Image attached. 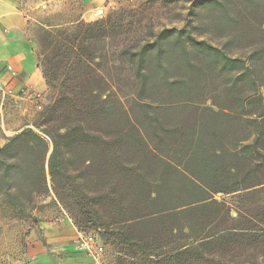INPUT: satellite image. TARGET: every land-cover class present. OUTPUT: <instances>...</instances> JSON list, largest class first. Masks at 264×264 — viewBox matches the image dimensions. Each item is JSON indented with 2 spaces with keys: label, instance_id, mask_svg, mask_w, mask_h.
<instances>
[{
  "label": "trees",
  "instance_id": "1",
  "mask_svg": "<svg viewBox=\"0 0 264 264\" xmlns=\"http://www.w3.org/2000/svg\"><path fill=\"white\" fill-rule=\"evenodd\" d=\"M188 2L181 27L122 9L42 36L52 101L0 145V200L50 177L111 264L264 259V0Z\"/></svg>",
  "mask_w": 264,
  "mask_h": 264
},
{
  "label": "rangeland",
  "instance_id": "2",
  "mask_svg": "<svg viewBox=\"0 0 264 264\" xmlns=\"http://www.w3.org/2000/svg\"><path fill=\"white\" fill-rule=\"evenodd\" d=\"M14 1L27 19V31L24 36L27 44L36 53L39 67L40 62L45 59L41 37L45 34L58 35L69 28L70 24L76 20L92 22L114 11L133 9L150 17L157 25L181 27L184 24V18L190 12L188 0H180L169 5L163 0H128L114 8H110L105 15L99 18L85 20L81 15L82 8L76 0ZM37 52L40 53L39 56ZM45 95L46 101L43 109L30 110L25 114L22 120L25 127L30 126L37 130L40 113L52 101V94L48 87ZM227 200L232 202L231 197H228ZM58 203L60 201L55 195L50 177L48 178V190L31 204H26L23 210H14L0 200V264H29L28 249L35 239L42 237V223L53 221L59 214ZM69 213L73 218V214L70 211ZM86 230L95 231L99 236L102 233L101 231H104L96 227ZM258 264H264V259H259Z\"/></svg>",
  "mask_w": 264,
  "mask_h": 264
},
{
  "label": "crops",
  "instance_id": "3",
  "mask_svg": "<svg viewBox=\"0 0 264 264\" xmlns=\"http://www.w3.org/2000/svg\"><path fill=\"white\" fill-rule=\"evenodd\" d=\"M85 20H94L128 0H76ZM27 19L14 0H0V70L9 64L17 73L12 77L4 71L3 80L16 91L24 86L45 93L47 84L38 65L34 49L27 44ZM264 95V88L262 89ZM35 110L32 103L9 98L0 107V145L8 137L25 127L22 120L27 112ZM42 237L35 239L28 249L29 264H92V260L75 249L77 226L70 222L54 221L41 225Z\"/></svg>",
  "mask_w": 264,
  "mask_h": 264
},
{
  "label": "built area",
  "instance_id": "4",
  "mask_svg": "<svg viewBox=\"0 0 264 264\" xmlns=\"http://www.w3.org/2000/svg\"><path fill=\"white\" fill-rule=\"evenodd\" d=\"M4 71L9 72L12 77L17 75L13 66L9 64L0 70V107H3L9 98H18L29 101L36 110L43 109L46 101L45 93L28 88L27 86L16 91L4 82ZM53 221L57 224H62L67 221L74 224L70 215L63 208L60 209L59 214ZM74 245L79 253L84 254L92 260V264H111L106 255L104 242L95 232H85L78 229Z\"/></svg>",
  "mask_w": 264,
  "mask_h": 264
}]
</instances>
